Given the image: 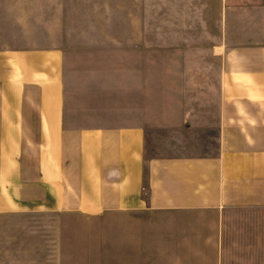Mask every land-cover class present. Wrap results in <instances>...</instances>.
I'll return each mask as SVG.
<instances>
[{
  "label": "crops",
  "instance_id": "1",
  "mask_svg": "<svg viewBox=\"0 0 264 264\" xmlns=\"http://www.w3.org/2000/svg\"><path fill=\"white\" fill-rule=\"evenodd\" d=\"M50 1L0 7V214L82 218L115 264H264V0Z\"/></svg>",
  "mask_w": 264,
  "mask_h": 264
},
{
  "label": "rangeland",
  "instance_id": "2",
  "mask_svg": "<svg viewBox=\"0 0 264 264\" xmlns=\"http://www.w3.org/2000/svg\"><path fill=\"white\" fill-rule=\"evenodd\" d=\"M117 0H67L71 9L97 16L94 21L113 23ZM50 0H0L14 11L20 4L36 12ZM124 7L130 0H123ZM128 4V5H127ZM82 34V32H76ZM114 31H107V35ZM98 225L82 218L55 220L49 214H0V264H115L113 240H98Z\"/></svg>",
  "mask_w": 264,
  "mask_h": 264
}]
</instances>
